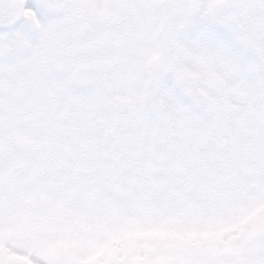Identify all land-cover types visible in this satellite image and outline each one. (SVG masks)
<instances>
[{"label": "snow or ice", "instance_id": "snow-or-ice-1", "mask_svg": "<svg viewBox=\"0 0 264 264\" xmlns=\"http://www.w3.org/2000/svg\"><path fill=\"white\" fill-rule=\"evenodd\" d=\"M0 264H264V0H0Z\"/></svg>", "mask_w": 264, "mask_h": 264}]
</instances>
